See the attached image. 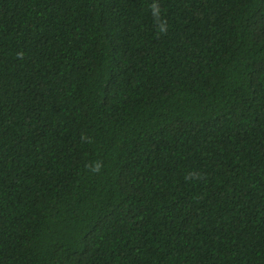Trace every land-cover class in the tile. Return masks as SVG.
I'll return each mask as SVG.
<instances>
[{"label": "trees", "instance_id": "16d2710c", "mask_svg": "<svg viewBox=\"0 0 264 264\" xmlns=\"http://www.w3.org/2000/svg\"><path fill=\"white\" fill-rule=\"evenodd\" d=\"M0 264H264V0H0Z\"/></svg>", "mask_w": 264, "mask_h": 264}]
</instances>
